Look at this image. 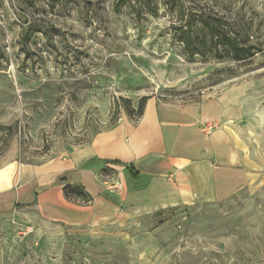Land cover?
<instances>
[{"label": "rangeland", "instance_id": "1", "mask_svg": "<svg viewBox=\"0 0 264 264\" xmlns=\"http://www.w3.org/2000/svg\"><path fill=\"white\" fill-rule=\"evenodd\" d=\"M219 19L254 56L187 54L181 30ZM231 95L254 162L219 203L125 218L90 231L0 217V264H264V0H0V157L67 156L137 119L139 99Z\"/></svg>", "mask_w": 264, "mask_h": 264}, {"label": "crops", "instance_id": "2", "mask_svg": "<svg viewBox=\"0 0 264 264\" xmlns=\"http://www.w3.org/2000/svg\"><path fill=\"white\" fill-rule=\"evenodd\" d=\"M242 112L231 95L190 103L147 96L141 117L120 119L67 156L27 163L9 149L0 157V217L90 231L222 202L254 178ZM104 181L121 191H107ZM65 184L81 186L90 202L67 199Z\"/></svg>", "mask_w": 264, "mask_h": 264}, {"label": "trees", "instance_id": "3", "mask_svg": "<svg viewBox=\"0 0 264 264\" xmlns=\"http://www.w3.org/2000/svg\"><path fill=\"white\" fill-rule=\"evenodd\" d=\"M201 35L194 36L191 29L181 30L178 40L184 44L187 54L194 56L202 54L205 51H215L219 49L227 53V55L236 62L245 61L254 56L252 50L254 47L243 45L238 38L230 34L219 19L212 18L201 19ZM147 96L139 99L137 107L132 109V115L136 118L141 117ZM65 197L69 200L81 199L84 203H88L91 197L79 185L65 184L63 189Z\"/></svg>", "mask_w": 264, "mask_h": 264}, {"label": "built area", "instance_id": "4", "mask_svg": "<svg viewBox=\"0 0 264 264\" xmlns=\"http://www.w3.org/2000/svg\"><path fill=\"white\" fill-rule=\"evenodd\" d=\"M103 188L106 189L109 192H119L121 191V185L120 183H116L113 181H104Z\"/></svg>", "mask_w": 264, "mask_h": 264}]
</instances>
